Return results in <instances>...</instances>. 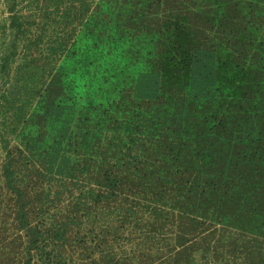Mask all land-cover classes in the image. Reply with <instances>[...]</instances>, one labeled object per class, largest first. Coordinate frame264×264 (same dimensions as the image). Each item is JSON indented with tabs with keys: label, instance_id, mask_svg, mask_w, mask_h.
Wrapping results in <instances>:
<instances>
[{
	"label": "trees",
	"instance_id": "16d2710c",
	"mask_svg": "<svg viewBox=\"0 0 264 264\" xmlns=\"http://www.w3.org/2000/svg\"><path fill=\"white\" fill-rule=\"evenodd\" d=\"M88 12L87 51L32 111L1 96L19 131L2 137L0 261L264 264V0Z\"/></svg>",
	"mask_w": 264,
	"mask_h": 264
},
{
	"label": "rangeland",
	"instance_id": "374dc122",
	"mask_svg": "<svg viewBox=\"0 0 264 264\" xmlns=\"http://www.w3.org/2000/svg\"><path fill=\"white\" fill-rule=\"evenodd\" d=\"M98 0H0V103L1 96L19 94L32 111L38 95L54 68L65 63L71 67L73 53L87 51L84 22L88 20L89 2ZM15 25V26H14ZM67 56V59L64 58ZM6 60V62H4ZM75 64L72 66L74 67ZM70 88L78 102L70 119L74 122L84 100V82L74 74ZM78 93L77 95H75ZM12 117L2 131L0 106V194L3 193L1 167L4 159L2 137L14 143L19 124ZM198 256L194 264H199ZM0 264H5L2 260Z\"/></svg>",
	"mask_w": 264,
	"mask_h": 264
}]
</instances>
